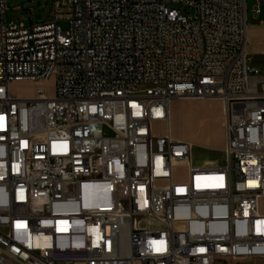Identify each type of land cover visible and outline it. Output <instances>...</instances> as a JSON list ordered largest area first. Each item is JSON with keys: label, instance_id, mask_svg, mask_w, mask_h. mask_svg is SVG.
Instances as JSON below:
<instances>
[{"label": "built area", "instance_id": "obj_1", "mask_svg": "<svg viewBox=\"0 0 264 264\" xmlns=\"http://www.w3.org/2000/svg\"><path fill=\"white\" fill-rule=\"evenodd\" d=\"M6 14L0 0V264L264 258V54L256 67L245 51L246 0ZM51 80L29 99L10 90ZM175 98L222 102L219 166H195L173 137Z\"/></svg>", "mask_w": 264, "mask_h": 264}, {"label": "rangeland", "instance_id": "obj_2", "mask_svg": "<svg viewBox=\"0 0 264 264\" xmlns=\"http://www.w3.org/2000/svg\"><path fill=\"white\" fill-rule=\"evenodd\" d=\"M52 0H6L7 19L30 25L47 21L51 13ZM254 0H246L247 13L250 14ZM173 8L182 10L180 5H173ZM59 26L62 31L68 30L66 22H60ZM54 84V81L31 84L28 82H18L11 85L10 90L17 97L29 99L33 97L37 87L49 88ZM208 99H191V98H175L173 102H188L201 101ZM216 100V99H214ZM220 104V101L217 100ZM198 103V102H197ZM220 112V111H219ZM171 116V133L174 136L187 137L192 147V163L194 165H202L210 161L213 165H219L223 160V116L220 114L218 122L214 121L211 109L209 107L196 106L189 112L184 109L170 107ZM159 133L164 132L163 127H159ZM215 135L221 139V150L212 149L209 146ZM222 159V160H221ZM261 208L264 211V200L261 201Z\"/></svg>", "mask_w": 264, "mask_h": 264}, {"label": "crops", "instance_id": "obj_3", "mask_svg": "<svg viewBox=\"0 0 264 264\" xmlns=\"http://www.w3.org/2000/svg\"><path fill=\"white\" fill-rule=\"evenodd\" d=\"M245 51L247 55L251 58L253 65H255L256 67H261L262 57L264 54V7L263 6L260 7V13L257 16L254 15L252 11L250 14L247 13V35H246ZM171 103L172 101L170 102V107L173 108L177 107L179 109H184L189 112L196 106V104H199V106L209 107L211 109L215 124L220 119V114L222 113L223 110L222 103L220 102L219 104L218 101L214 99L201 100V101H188V102L179 101V102H173L172 105ZM173 137L178 140H182L190 143L187 137H180L174 135ZM208 142H209V146L212 149L218 151L221 150V139L219 138V136L217 137V135H215L213 141L210 142L209 140ZM205 164L213 165V163H211L210 161L205 162L202 165ZM219 165H213V166H219ZM215 264H264V258H252L237 262L219 260Z\"/></svg>", "mask_w": 264, "mask_h": 264}, {"label": "bare ground", "instance_id": "obj_4", "mask_svg": "<svg viewBox=\"0 0 264 264\" xmlns=\"http://www.w3.org/2000/svg\"><path fill=\"white\" fill-rule=\"evenodd\" d=\"M22 82H25V81H22ZM29 83V82H28ZM31 84H33V83H31ZM11 87V86H10ZM221 102V101H220ZM222 103V102H221Z\"/></svg>", "mask_w": 264, "mask_h": 264}]
</instances>
